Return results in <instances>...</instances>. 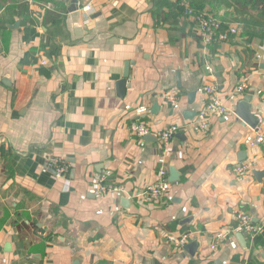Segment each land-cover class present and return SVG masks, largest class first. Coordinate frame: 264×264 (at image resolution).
I'll return each mask as SVG.
<instances>
[{
    "label": "crops",
    "instance_id": "crops-1",
    "mask_svg": "<svg viewBox=\"0 0 264 264\" xmlns=\"http://www.w3.org/2000/svg\"><path fill=\"white\" fill-rule=\"evenodd\" d=\"M181 1L0 0V264H264V145L250 143L264 131V22L184 0L236 27L206 45ZM44 10L58 17L43 23ZM206 85L232 112L206 132L183 128ZM176 90L172 106L163 93ZM245 95L256 129L234 113ZM137 122L152 133L138 138ZM169 124L179 129L164 147ZM245 161L255 167L235 176ZM161 167L164 195L135 198ZM105 171L122 191L94 193ZM240 212L261 232H237ZM170 235L189 238L177 249Z\"/></svg>",
    "mask_w": 264,
    "mask_h": 264
},
{
    "label": "built area",
    "instance_id": "built-area-1",
    "mask_svg": "<svg viewBox=\"0 0 264 264\" xmlns=\"http://www.w3.org/2000/svg\"><path fill=\"white\" fill-rule=\"evenodd\" d=\"M181 5L184 7V13L187 17L191 18L193 21L194 27L197 30V34L200 37L201 41L208 45L212 43H219L229 39V36L236 33V27L229 25L226 22L220 21L218 18L211 14L205 12H197L190 8L186 1H183ZM90 5H85L81 10L89 12L91 11ZM257 58L261 57V54L256 55ZM42 63L45 61L42 60ZM246 85L244 82L237 85L234 89L236 94H241L245 91ZM204 92L208 96L206 105L198 111L195 118L191 121H186L183 125V128H188L194 132H206L210 129L211 120L214 115H226L232 112L219 98L217 88L214 85H206L203 87ZM178 94L179 91H174L172 93L166 92L163 93L164 99L167 103L175 106L178 103ZM131 132L136 135L138 138H143L150 133V125L147 122H137L132 123ZM179 126L176 124H169L163 127L159 132L156 133L158 142L166 147L170 139L176 134ZM251 145L261 144L264 145V131L257 129L254 132V136L250 141ZM48 166L51 167L54 171V177H62L66 171V166L61 160H56L54 158L49 159ZM255 167L254 161H245L240 164L234 165L232 171L235 176H241L247 171H250ZM110 172L105 171L100 174H93L90 178V183L95 187V194L102 195L107 193H116L122 191L118 186H113L108 184V176ZM165 169L161 167L158 170V179L146 185L141 190L136 191L134 197L138 200L147 199V200H158L167 190V180L165 177ZM238 226L235 228L237 232H245L251 237H254L257 233L261 232L262 225L255 224L251 221L250 216L246 213L240 212L237 214ZM230 229L219 230L215 233L216 240H224L230 233ZM169 240L175 245L177 249H181L182 246L186 243L189 238L187 235L181 237H175L173 235L168 236ZM214 248V245L211 246Z\"/></svg>",
    "mask_w": 264,
    "mask_h": 264
},
{
    "label": "trees",
    "instance_id": "trees-1",
    "mask_svg": "<svg viewBox=\"0 0 264 264\" xmlns=\"http://www.w3.org/2000/svg\"><path fill=\"white\" fill-rule=\"evenodd\" d=\"M183 1H181V3ZM196 1H198V3L200 2V0H196ZM210 1H211L210 3H212L211 4L212 7H214L215 3H218L219 5H222L225 8H231L232 11L241 18L244 15L247 14L250 15L251 12H254V14L252 13V15L250 16L251 17L254 16V18H256L257 20L264 22V0H210ZM197 10L202 11L203 9L197 8ZM44 11H45L44 17L42 21L43 23L51 22L58 17L56 13H53L49 10H44ZM213 11L214 10H211V12ZM213 16L215 15L213 14Z\"/></svg>",
    "mask_w": 264,
    "mask_h": 264
},
{
    "label": "water",
    "instance_id": "water-1",
    "mask_svg": "<svg viewBox=\"0 0 264 264\" xmlns=\"http://www.w3.org/2000/svg\"><path fill=\"white\" fill-rule=\"evenodd\" d=\"M128 71H129V63L127 62L125 64V70H124V80L127 79L129 77L128 75ZM124 82V81H123ZM122 82V83H123ZM249 95H245L243 96L238 102H237V106L236 109L234 111V113L248 126H250L251 128L256 129L257 127L260 126V123L258 121V118L256 115H249L248 114V107H247V101H249L250 99Z\"/></svg>",
    "mask_w": 264,
    "mask_h": 264
},
{
    "label": "rangeland",
    "instance_id": "rangeland-1",
    "mask_svg": "<svg viewBox=\"0 0 264 264\" xmlns=\"http://www.w3.org/2000/svg\"><path fill=\"white\" fill-rule=\"evenodd\" d=\"M188 6H189L190 8H192L193 10L197 11V12H205V13H207V14L209 13V14L213 15L212 13H210V12L208 11L209 8H208V9L204 8L202 11H199V10H197V8H196V9L193 8L194 6H193V7L190 6V5H188ZM181 7H183V6L181 5ZM183 8H184V7H183ZM91 9H92V8H91ZM215 17L218 18L217 16H215ZM189 18H190V17H189ZM190 19H191V18H190ZM219 20L228 23V22L225 21L224 19L221 20V19L219 18ZM193 23H194V22H193ZM194 24H195V23H194ZM228 24H229V25H232V26H235L234 23H228ZM229 37H230V36H229Z\"/></svg>",
    "mask_w": 264,
    "mask_h": 264
}]
</instances>
